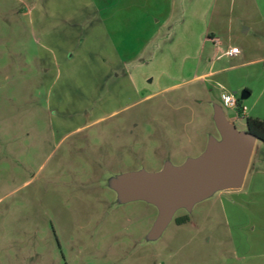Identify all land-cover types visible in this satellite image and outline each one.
<instances>
[{
  "label": "rangeland",
  "instance_id": "obj_1",
  "mask_svg": "<svg viewBox=\"0 0 264 264\" xmlns=\"http://www.w3.org/2000/svg\"><path fill=\"white\" fill-rule=\"evenodd\" d=\"M127 1L0 0V264H255L254 205L215 190L162 222L149 196L115 183L197 158L223 140L220 115L244 132L264 114V62L225 56L264 57V1L256 14L199 0L193 37ZM207 25L220 43L203 42Z\"/></svg>",
  "mask_w": 264,
  "mask_h": 264
},
{
  "label": "water",
  "instance_id": "obj_2",
  "mask_svg": "<svg viewBox=\"0 0 264 264\" xmlns=\"http://www.w3.org/2000/svg\"><path fill=\"white\" fill-rule=\"evenodd\" d=\"M249 96L243 91L240 100ZM218 128L223 140L210 144L207 151L178 168L161 175H125L115 183L119 192L141 193L158 206L162 222L175 209L188 208L215 190L238 187L243 182L256 138L247 131L237 132L220 115Z\"/></svg>",
  "mask_w": 264,
  "mask_h": 264
},
{
  "label": "crops",
  "instance_id": "obj_3",
  "mask_svg": "<svg viewBox=\"0 0 264 264\" xmlns=\"http://www.w3.org/2000/svg\"><path fill=\"white\" fill-rule=\"evenodd\" d=\"M72 0H67L68 7L66 8L67 11H87L88 8L93 11H100L101 8L105 5L102 4L103 0H75L76 3L74 4V9L71 6ZM99 1V2H98ZM214 5L216 3V8L218 10H221L226 8L228 6V1L232 0H212ZM264 0H238L239 7L242 8V11H253L256 14H258V11H261V3ZM231 4V2H230ZM229 4V5H230ZM108 6V4H107ZM36 3L32 4L30 8H28L26 11H35ZM112 11H118L120 8L114 7V4H112ZM126 10L125 11H150L151 14H153V11H155V14L159 16L158 19L153 22L155 25H164L170 20L171 18L176 17V22H178L182 30H184L186 33H190L189 36L193 37L194 35V23H198V13L200 11V2L199 0H128L126 3ZM215 10V6L212 7L210 11ZM49 11V10H47ZM56 11V10H55ZM206 11V10H205ZM135 13V12H133ZM132 15L134 16V14ZM131 15V16H132ZM155 15V16H156ZM97 20H99L97 18ZM102 20H99L100 26L103 25ZM105 25V24H104ZM248 28L245 29V33L250 32L251 25L247 24ZM118 27L114 26L111 28V30L114 32ZM256 28V27H255ZM153 29V28H152ZM104 30V29H103ZM206 36H204L203 42H212V43H220L219 37L214 32V30L209 29V25L206 27ZM257 32L258 29H255ZM106 42L109 44L112 54L115 56H118L117 51L115 50V44L114 41L108 36H105ZM235 46L228 47L227 51ZM227 51L225 52V56L229 58L233 57H241L242 63L239 65L249 64V63H260L264 62V57H259L257 59H247L246 54L242 55L240 50L239 54L234 56H229L227 54ZM65 56H67V53H70V49L67 48L65 52H61ZM63 55V56H64ZM118 58V57H117ZM119 60V58L117 59ZM245 60V61H244ZM120 62V61H119ZM213 74V71H208L207 73L197 76L196 78H207V76H210ZM122 78L126 77V75L123 73ZM251 94L249 93V96ZM248 96V97H249ZM148 97V96H147ZM243 108H245L243 106ZM246 110V108H245ZM245 110L242 112L244 113ZM116 112H113V114ZM88 117V116H87ZM249 118H256L259 120H264V114H260L255 117H249ZM103 118L99 117L95 119L92 123H95ZM81 128H76L75 131L79 130ZM218 196L225 198V203H227V206L233 205L235 203H239V206L243 208L247 207H253L254 205V213H255V221L253 223L254 226H249V230L251 232L254 231L255 237H256V249H255V264H264V142H260L256 139L253 145L252 154L250 157V161L243 179V182L238 187H227L225 189H222L219 191ZM236 194V196L234 195ZM234 197H238V200H236Z\"/></svg>",
  "mask_w": 264,
  "mask_h": 264
},
{
  "label": "trees",
  "instance_id": "obj_4",
  "mask_svg": "<svg viewBox=\"0 0 264 264\" xmlns=\"http://www.w3.org/2000/svg\"><path fill=\"white\" fill-rule=\"evenodd\" d=\"M245 123H246L245 131L253 135L258 141L264 142V120L248 117L246 118ZM187 220H188L187 216L180 220L177 219V224H182Z\"/></svg>",
  "mask_w": 264,
  "mask_h": 264
},
{
  "label": "built area",
  "instance_id": "obj_5",
  "mask_svg": "<svg viewBox=\"0 0 264 264\" xmlns=\"http://www.w3.org/2000/svg\"><path fill=\"white\" fill-rule=\"evenodd\" d=\"M227 54L229 56H234L239 54V50L236 47H233L227 51ZM223 104L226 108L229 109H236L237 108V101L232 96H226L223 98ZM242 112L245 110V108H241Z\"/></svg>",
  "mask_w": 264,
  "mask_h": 264
}]
</instances>
